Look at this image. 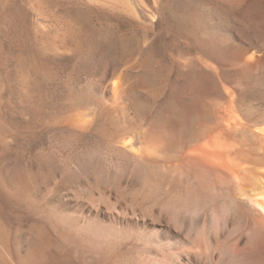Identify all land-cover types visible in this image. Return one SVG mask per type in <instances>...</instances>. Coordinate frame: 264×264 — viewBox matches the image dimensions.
<instances>
[{
  "label": "rangeland",
  "instance_id": "rangeland-1",
  "mask_svg": "<svg viewBox=\"0 0 264 264\" xmlns=\"http://www.w3.org/2000/svg\"><path fill=\"white\" fill-rule=\"evenodd\" d=\"M219 36L234 42L206 49L198 43ZM236 48H253L261 57L256 69L264 72V0H0V153L9 144L7 151L14 149L19 159L8 157V165L0 159V264L234 261L233 250H214L211 261L208 251L195 249L184 217H133L132 227L118 230L116 214L92 209L91 203L107 187L110 199L103 200L127 210L124 160L113 157L103 188L96 179L107 161L100 138L82 143L66 129L78 113L100 129L108 126L111 87L119 78L139 116L194 120L176 106V85L166 78L172 61L176 73L194 62L220 71L232 67ZM248 90L242 104L255 116L264 107V78H252ZM32 125L43 145L30 154L15 153L13 132L23 141ZM43 149L56 159L57 172L39 166ZM158 178L144 171L137 193L158 198ZM215 228L220 231L218 223Z\"/></svg>",
  "mask_w": 264,
  "mask_h": 264
},
{
  "label": "bare ground",
  "instance_id": "bare-ground-1",
  "mask_svg": "<svg viewBox=\"0 0 264 264\" xmlns=\"http://www.w3.org/2000/svg\"><path fill=\"white\" fill-rule=\"evenodd\" d=\"M230 40L219 36L209 41L198 40V43L206 49L211 44L216 46ZM230 60L232 67L229 69L221 68L218 71L219 69L209 64L194 62L186 63L185 68L178 69L177 73L175 62L172 61L166 78L174 80L176 85L172 93L177 101L176 106L193 116L194 120L168 114L172 117L149 121L145 114L139 116L134 110L136 104L131 99L129 88L124 87L119 78L113 81L111 87V103L107 109L111 115L107 114L111 117L110 124L100 129L103 126L92 124L87 115L78 113L68 120L71 128L66 131L79 137L82 143L90 141L89 138L96 134L100 138L102 155L107 160L101 164H106L104 166L107 167V172L105 173L104 166L99 167L101 171L96 179L102 181L103 188V181L109 175L113 157L124 160V189L129 195L126 198L127 210L121 211L120 208L111 206L110 201L103 200L107 196L104 192L107 187L103 190L101 186L103 198L95 203V199H92L91 204L94 207L90 205L92 209L97 208L104 213L106 210L114 212L118 230L130 228L129 218L143 221L147 217L159 216L164 219L176 215L184 217L186 221L190 220L185 228L186 237L193 241L195 249L208 251L211 261L212 251L233 250L235 260L228 264H264V107L262 106L257 115L252 116L242 104L246 100L251 79H263L264 72L256 69L261 57L253 48L237 49V52L231 53ZM113 123L116 125L114 131ZM34 128L36 127L33 125L28 126L29 130L24 134L23 141L19 138V131L17 133L14 130L16 132H13L11 140L17 150L15 153H21L18 150H27L30 154L43 145L42 136ZM8 148L5 146L0 153V159L3 162L6 160V165L9 162L7 159H12V156L15 161L19 160L12 152L14 149L8 152ZM25 157L23 158L26 159ZM55 160L43 149L38 162L39 166H50L54 169L57 167ZM2 170L0 165L1 176L5 174ZM54 170L57 172L56 168ZM144 171L161 179L158 198L153 199L152 196L145 197L137 193ZM12 172L14 174L15 171ZM12 176L11 174V178ZM11 180L14 179H10V182ZM116 196L118 200V195ZM107 197L110 199V196ZM102 205H105V211ZM193 212L196 213L188 215ZM215 223L219 224L220 231L215 228Z\"/></svg>",
  "mask_w": 264,
  "mask_h": 264
}]
</instances>
